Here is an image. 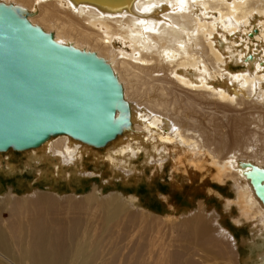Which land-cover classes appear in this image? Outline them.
Wrapping results in <instances>:
<instances>
[{"label": "bare ground", "instance_id": "1", "mask_svg": "<svg viewBox=\"0 0 264 264\" xmlns=\"http://www.w3.org/2000/svg\"><path fill=\"white\" fill-rule=\"evenodd\" d=\"M0 3L25 9L31 14L29 22L51 33L57 43L94 53L108 63L130 108L131 126L104 148L57 136L37 148L0 152V159L4 154H25L23 173L46 163L59 173V165L51 160L56 158L60 162L67 157L69 163L74 162L72 176L78 178L86 175L79 167L84 157L94 155L102 159L101 151L107 152L110 162L118 164L143 154L178 161L182 151L189 155L183 149H190L193 155L202 150L200 143L188 137L171 118L149 109L157 106L153 101L159 97L144 101L146 105L133 100L132 88L122 71L130 72L138 91L157 83L158 91L166 93L165 85L174 84L179 90L200 93L199 97H210L223 106L264 103V61L254 51L251 53L255 38L264 32V0H0ZM256 13L261 18L253 21ZM251 25L252 29L247 28ZM237 35L242 37L236 41ZM231 63L238 71H231ZM144 92L139 94L141 98ZM247 152L251 153L252 148L248 147ZM215 163L220 180H236L239 190L236 203L239 201L242 215L247 214L252 225V238L247 243L258 250L256 264H264V205L246 176L251 164L264 169V163L236 153L223 163ZM17 171L14 164L8 163V174ZM85 199L91 205L96 197L92 192ZM110 201L99 203L105 232L98 236L87 223L89 220L87 225L75 217L70 224L61 220L52 196H37L36 201L25 199L24 203L10 197L1 200L7 205L14 202L17 213L10 221L0 215V264H119L122 260L118 246L108 251V245H104L105 236L113 230L110 227L120 221L123 212L118 200ZM157 226L155 229L153 224L149 232L145 231V244L138 247V260L134 264H149L156 253L168 257L166 233L160 224ZM129 227L131 231L128 228L123 232L124 241L133 237L134 225ZM168 259L167 264H180L182 252L177 251Z\"/></svg>", "mask_w": 264, "mask_h": 264}, {"label": "rangeland", "instance_id": "2", "mask_svg": "<svg viewBox=\"0 0 264 264\" xmlns=\"http://www.w3.org/2000/svg\"><path fill=\"white\" fill-rule=\"evenodd\" d=\"M253 16V21L261 18L259 13ZM260 35L261 40L255 38L251 53L255 52L264 61V32ZM238 37L242 36L237 35L234 39L237 41ZM230 69L238 71L233 63ZM122 75L132 88L133 100L146 105L144 101L159 97L153 101L157 106L149 109L171 118V122L182 127L188 137L200 143L202 150L193 152V155L190 149L182 148L189 155L182 151L178 161L143 154L118 164L110 162L107 152L101 151L102 159L94 155L84 157L79 167L86 175L78 178L72 176L74 162L70 164L67 157L60 162L56 158L51 160L59 165V173L49 163L23 173L21 170L27 156L23 153L4 154L0 159V215L10 221L17 213L14 202L11 205L1 202L5 198L24 203L25 199L36 201L37 196H52L61 220L67 224L73 217L83 220L100 236L105 227L101 224L103 211L99 203L116 199L123 212L120 221L110 227L113 230L111 235L105 236L104 245H108V251L118 246V256L122 260L119 264L137 262L138 247L145 244V231L149 232L153 224L155 229L160 224L166 233L168 257L177 251L182 252L180 264L186 261L194 264H256L258 250L247 243L252 238V225L248 215H242L239 201L236 203L239 192L234 183L236 180H220L215 161L223 163L229 155L236 153L264 163V103L223 106L210 97L193 93L198 99L174 84L165 85L166 93L158 91L157 83L138 91L130 72L122 71ZM142 92L144 98L139 96ZM248 147L252 148L251 153L247 152ZM8 163L18 168L16 174L7 173ZM92 192L96 199L88 205L85 198ZM131 225H134L133 237L124 241L123 232ZM257 241L261 243L260 239ZM185 244L188 245L187 252ZM156 254L157 258L150 259L149 264L168 263V257L165 259ZM105 259L108 261L109 256Z\"/></svg>", "mask_w": 264, "mask_h": 264}, {"label": "water", "instance_id": "3", "mask_svg": "<svg viewBox=\"0 0 264 264\" xmlns=\"http://www.w3.org/2000/svg\"><path fill=\"white\" fill-rule=\"evenodd\" d=\"M30 16L0 3V152L57 136L104 148L131 126L121 84L103 59L57 43ZM249 167L264 205V169Z\"/></svg>", "mask_w": 264, "mask_h": 264}]
</instances>
